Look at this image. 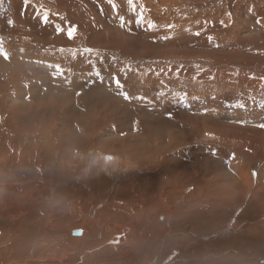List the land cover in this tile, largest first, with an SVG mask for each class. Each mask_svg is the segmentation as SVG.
I'll return each instance as SVG.
<instances>
[{"label": "rangeland", "instance_id": "rangeland-1", "mask_svg": "<svg viewBox=\"0 0 264 264\" xmlns=\"http://www.w3.org/2000/svg\"><path fill=\"white\" fill-rule=\"evenodd\" d=\"M31 2L32 5L42 6L38 11H47L50 20L44 24L32 7L30 16L23 19L22 23L0 26V43L12 42L18 47L24 46L26 52L23 50L22 56H17L16 60L18 57L27 58L26 66L18 70L14 69L9 59L5 60L0 56V105L2 106L6 99L8 101L12 98L13 101H10L8 107H17L19 102H22L21 99L33 97L34 91L40 86L49 95L50 100L34 102L35 106L31 112L35 115L32 124L43 127L44 117L48 115L46 113H50V116L59 115L60 110L67 109L66 106L70 108L74 105L76 108L78 103L93 102V109L90 111L95 116L91 123L96 124L88 134L83 131L84 141L89 146L91 139H97V144L104 145V141L108 139L112 141L138 135L136 127L141 123L149 131L152 141L157 134L165 131L168 138L165 144L167 148L155 153L154 166L158 167L161 173L166 168L163 164L169 169L171 166L183 165L191 169L188 164L192 163L199 181L202 180L204 184L200 198H204V206L210 207L207 211L208 217L228 222L215 224L209 232L204 233L206 246L203 255L198 258L194 244H191L189 249L178 247V244L171 248L165 242V247L160 246L158 251L164 253L163 255L170 253L173 256L172 253L178 249V256L170 257L169 264H197L200 261L204 264H215L225 260L231 253L236 254L234 264H264V245L256 243L264 242V235L256 240L254 235L249 236V230L253 231V226L243 227V223L234 222L250 203V199L256 196L264 197V128L259 127L264 124V28L256 29L257 19H253L257 16V11L261 10L264 15V0H134L136 13L130 10L127 0H114L117 4L116 11L112 10L107 0ZM141 6L145 9L144 22L137 24L136 14ZM8 12L6 0H0V23ZM121 16L125 21L123 27ZM57 22L65 28L68 25L77 27L72 41L67 39L66 33L64 36L48 34ZM9 23L11 22H7ZM13 30L17 33L13 34ZM255 31L260 35H255ZM197 32L199 36L195 35ZM209 36L212 37L211 42L208 40ZM59 40L62 41L53 42ZM64 42L67 43L64 44L65 50L62 46ZM27 45L45 50L43 53L30 51L26 49ZM34 57L38 60L32 65ZM69 63L71 65L67 66ZM74 66L79 68L75 72L78 80L75 86H68L66 75L69 73L66 72V67L73 70ZM30 73L40 79L37 78L39 80L35 84L32 82L33 85L28 82V85L31 84L27 87L23 82ZM39 74L41 76H38ZM44 75L54 81L61 78L63 86L60 85V88L54 91L49 90L44 84L48 82L47 78L50 79ZM113 77L120 80L122 88L116 87ZM121 93H127L131 99L126 101ZM64 117L66 118L67 114H64ZM162 120L187 129V135L176 139L173 131L164 129ZM5 125L0 128V138L4 132L8 133V127ZM10 136L13 140H19L13 131ZM33 136L35 135L26 133L24 138L32 140ZM107 151L108 148L100 150ZM112 151L127 154L118 150ZM233 154L235 159H232ZM104 156H116L119 159L114 168L128 159L127 156L116 154L112 156L106 153ZM72 157L75 155L72 154ZM203 165L206 175L208 174L206 179L203 169L199 168ZM122 171L124 169H121ZM130 171L134 175L137 171L142 175L143 172L146 173L143 175V183L152 180L149 168L143 171L134 165L129 168L128 172L131 173ZM225 172L234 173L237 179L235 181H238V184L240 182L239 188H242L239 192L235 189L232 190L233 193L228 194L229 189L223 190L226 186L223 181ZM129 173L127 176L133 178V173ZM122 175L121 180L132 179L126 178L124 172ZM192 176L196 181L195 176ZM191 183L185 186V190L188 188L187 192L195 190L194 181ZM178 184L181 188L175 185L176 188L170 187L171 190L159 183L157 200L171 209L179 205L184 207V213L195 214V211L189 212L185 207L187 193L183 191L184 186H181L180 182ZM179 194L185 196L182 195L180 199ZM226 194L229 197L227 201L225 199V209L221 210L216 206L214 208L213 205L217 204H210L225 203ZM200 198L195 196L188 203L195 206ZM240 199L244 201L241 200L240 203ZM90 208L93 210L95 204ZM226 209L230 213H225ZM257 218L264 222V215H258ZM168 220L170 221V217ZM257 220L252 224L260 228L263 222ZM262 227L264 228V223ZM70 230L71 228L62 227V239L66 240ZM229 232L235 233L238 243L228 240L225 233ZM76 237L79 239L81 235ZM166 237L164 238L167 240L172 239V235ZM223 240H227L225 245L217 248V243L220 245L224 243ZM55 264L66 263L61 261Z\"/></svg>", "mask_w": 264, "mask_h": 264}, {"label": "bare ground", "instance_id": "bare-ground-1", "mask_svg": "<svg viewBox=\"0 0 264 264\" xmlns=\"http://www.w3.org/2000/svg\"><path fill=\"white\" fill-rule=\"evenodd\" d=\"M39 1L43 3L44 0ZM6 4L9 6V12L1 20L0 26H15L22 23L23 19L31 14L32 6L25 8L23 0H6ZM38 4L40 3L38 2ZM253 19L260 20L256 29L264 28V15L261 10L257 11V16ZM7 22L11 23L7 24ZM57 25H61V23L57 22L52 31L48 33L49 35H58L55 32V26ZM16 33L17 31L13 30V34ZM257 33L255 35L259 36L260 34ZM60 41L62 40L53 42L59 43ZM62 44L65 50L64 44L67 43ZM0 47L9 54V60L14 69L20 70L26 66L27 58L25 56V58L18 57L16 60L17 56H22L21 52L25 49L24 46L23 48L18 47L15 43L9 42L0 43ZM26 49L41 53L45 50L33 45H27ZM37 57H34L35 60H33L32 65L37 63ZM40 58L43 59L41 56ZM70 65L69 63L67 66ZM68 68L66 67V72L69 73V75H66L68 77L65 76L67 78L66 83L68 86H75L78 80L75 72L79 68L76 66L72 68L73 70ZM32 73L27 75L23 82L27 87L32 82L37 83L40 79ZM38 76H41V74ZM47 77L49 76H45V78ZM49 79L47 78L48 82L44 84L49 90L54 91V89H59L60 85L63 86L61 78L58 81H54L50 77ZM28 82L31 83L28 85ZM44 92L39 86L37 91H34L33 97L28 96V99H21L22 102H19L17 107H8L10 101H13L12 98L8 101L6 99L2 103L3 105H0V128L4 127L5 124L8 127V133L4 132L5 134L3 133V137L0 138V264H43L44 262L55 264L61 261L66 264H169L171 258L177 255L178 249L175 253H172L173 256L170 253L163 255L164 253L162 254L158 250L160 246H164L165 242L171 248L178 244V247L189 249L190 245L194 244L197 258L203 255L206 246L204 241L206 235L204 233L209 232L213 225L222 224L227 220L208 217L207 211L210 207L208 205L204 206L205 200L200 198L204 184L202 180L199 181L196 171L192 168L194 166L191 165L192 163L188 164L191 169L186 167L187 165L181 167L171 166L169 169L166 164H163L166 168L161 173L159 168L154 166L155 153L167 148L165 146L168 140L166 132L157 134L158 136L152 141L149 131L141 123L136 127L138 135L117 138L112 141L108 139L109 141H104V145L97 144V139L95 141L91 139L89 146L84 139L85 132L88 134L96 124L91 123L95 116L90 111L93 109L94 103L90 101L78 103L76 108L74 105L70 108L66 106L67 109L60 110L59 115L50 116V113H46L48 115L44 117V126H34L32 122L35 115L31 112L32 107L35 106L34 102L50 100L49 95L46 92L44 94ZM55 108L60 109V107ZM64 114H67L66 118ZM49 117H52V119ZM163 120L161 124L164 129L173 131L176 139L187 135L188 131H185L187 129ZM11 130L19 136H16L19 140H13L14 138L10 136ZM63 131L68 134L66 135ZM26 133L35 136L31 138L32 140H25ZM161 146L162 148H160ZM105 148H108L107 152H100V150L104 151ZM112 150L127 154L122 155V153ZM94 153L103 158L108 153L112 156H115V154L121 155V157L127 156L128 159L126 158L127 160L122 161L120 165L117 163L118 166L114 168L115 162L119 159L116 156L112 157L111 161H107L106 166L101 169L91 166L92 158L95 156ZM72 154L76 158H73ZM134 165L143 171L149 168L152 180L143 183V175L146 173L143 172V175L142 173L138 174L139 171H134L137 177H135L136 174L134 175L130 171L133 173V178L129 176L132 179L121 180L120 176L123 172L127 178L129 168ZM200 167L203 169L204 165ZM121 169H124V171L121 172ZM133 169L135 168L133 167ZM203 173L206 179L208 174L206 175L204 169ZM161 174L164 176H161ZM192 174L195 176L196 181ZM246 176L242 177L246 178ZM223 178V181L226 182L223 190L229 189L228 194L233 193L235 189L237 192L242 189L239 188L240 182L238 184V181H235L237 179L234 173L226 174L225 172ZM177 181L181 183V186H184L183 191L187 184H192L191 181H194L195 187H192L195 190L191 187L189 188L192 190L188 192L186 191L188 188L185 190L187 194L184 198L187 206H184L190 210L189 212L195 211V214L188 215L184 213V207L179 205H175V209H171L157 200L159 183L171 189L170 187H175L178 184ZM228 194H226V198L224 197V201L225 199L227 201ZM179 195L181 199L182 195ZM195 196L200 199L193 206L188 202L193 200ZM243 199L239 200L240 203ZM226 201L225 203L210 204H217L213 205L214 208L216 206V208L222 210L225 209ZM94 204L95 208L92 210L90 206ZM191 207H194V209H191ZM226 210L225 213H230L228 209ZM176 212L178 214H175ZM240 213L241 215L237 216L238 219L236 218L237 220L234 221L235 224L243 223L245 225L243 227L251 225L254 228H248V230H253H249V236L254 235L256 240L262 237L261 235H264V228L262 227L264 222L257 217L258 215H264V197L256 196L252 200L250 199V203ZM169 217L170 221L168 220ZM255 219H258L257 221L260 223L263 222L260 224V228L252 224L255 223ZM207 223L211 225H207ZM62 227H68L72 230H70L66 240L62 239L64 230L61 233L62 236L60 235ZM81 231L83 235L77 239L76 236ZM167 235H172V239L167 240ZM225 235L232 243L237 242L234 232L225 233ZM164 239L166 240L164 241ZM223 241L224 243L220 242V245L217 243V248L224 246L227 240ZM256 243L264 245V242ZM171 248L170 250H173ZM234 255L236 254L231 253L225 260L215 262V264H234L236 260ZM202 262L200 261L197 264H204Z\"/></svg>", "mask_w": 264, "mask_h": 264}, {"label": "snow or ice", "instance_id": "snow-or-ice-1", "mask_svg": "<svg viewBox=\"0 0 264 264\" xmlns=\"http://www.w3.org/2000/svg\"><path fill=\"white\" fill-rule=\"evenodd\" d=\"M107 2H108V4L111 5L113 11L117 10V4L114 2V0H107ZM23 4H24L25 8L32 6L33 11L38 15V17L42 18V22L44 24H47L49 22V20H50L49 13L47 11H43V12L38 11V9L42 8V6L32 5L31 0H23ZM127 4L129 6L130 10L132 12L136 13V5L134 3V0H127ZM144 11H145V9L143 8V6H141L139 13L136 14V23L137 24H141L144 22V16H143ZM120 20H121V26L123 27L124 23H125L124 17L121 16ZM257 23H259V21H257ZM150 27H154V25H150ZM169 27H171V26H169ZM55 32L57 34H65L66 33L67 39L69 41H72L74 36H75V33L77 32V27L74 25H68L65 28L61 24V25L55 26ZM195 35L199 36L200 34H199V32H197V33H195ZM208 40H209V42H211L212 37L209 36ZM85 51L91 52L92 49H85ZM0 56H2L5 60H8L10 58L9 54L6 51H4L2 47H0ZM97 75H99V74H97ZM112 79H113V81H114V83L118 89L123 87V85L120 83L119 79H117L115 77H113ZM121 94L123 95V97L126 101L131 99V97L127 93H121ZM262 107H264V105H262ZM259 127L264 128V124H260ZM213 155H215V153H213ZM105 159L110 162L112 157L108 156V157H105ZM232 159H235L234 154L232 156ZM253 175H255V173ZM78 234L83 235V232L81 231Z\"/></svg>", "mask_w": 264, "mask_h": 264}, {"label": "clouds", "instance_id": "clouds-1", "mask_svg": "<svg viewBox=\"0 0 264 264\" xmlns=\"http://www.w3.org/2000/svg\"><path fill=\"white\" fill-rule=\"evenodd\" d=\"M106 163H107V160L105 158L97 155L92 158L91 166L103 169Z\"/></svg>", "mask_w": 264, "mask_h": 264}]
</instances>
